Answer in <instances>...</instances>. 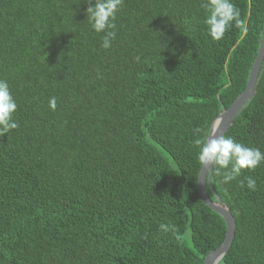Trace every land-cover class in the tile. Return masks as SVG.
Masks as SVG:
<instances>
[{"label":"trees","instance_id":"trees-1","mask_svg":"<svg viewBox=\"0 0 264 264\" xmlns=\"http://www.w3.org/2000/svg\"><path fill=\"white\" fill-rule=\"evenodd\" d=\"M233 3L242 23L214 41L201 0H124L105 50L83 0H0L19 124L0 135V264H204L224 242L194 141L245 90L264 37V0ZM255 91L225 135L264 152V60ZM212 187L236 220L218 264H264V163L230 184L213 171Z\"/></svg>","mask_w":264,"mask_h":264},{"label":"clouds","instance_id":"clouds-1","mask_svg":"<svg viewBox=\"0 0 264 264\" xmlns=\"http://www.w3.org/2000/svg\"><path fill=\"white\" fill-rule=\"evenodd\" d=\"M88 4L86 19L91 29L96 33H102L101 47L105 50L112 47L116 39V18L124 0H83ZM204 9L203 24L207 34L214 41L221 40L225 33L232 27L241 25L240 10L233 0H201ZM137 61L140 57L135 58ZM48 106L51 110L57 109V98L51 97ZM18 108L17 101L10 89L7 79L0 78V135L8 134L19 127L14 119ZM200 133L201 129L195 130ZM199 151L197 160L202 170L210 166L213 171L219 170L225 184H230L241 176L243 170H254L264 163V152L259 148L247 146L228 135H212L205 131L203 138L194 141ZM243 187L245 180L239 181ZM246 186L249 190L256 189V181L246 178ZM159 230L163 233L175 231L173 225L160 223Z\"/></svg>","mask_w":264,"mask_h":264},{"label":"water","instance_id":"water-1","mask_svg":"<svg viewBox=\"0 0 264 264\" xmlns=\"http://www.w3.org/2000/svg\"><path fill=\"white\" fill-rule=\"evenodd\" d=\"M263 60L264 37L253 63L245 90L238 95L228 108H224L214 119L209 131L212 135H225L232 126L240 109L253 98L256 93L255 87ZM212 175L213 170L210 169V166H206L203 170L201 168L198 177V190L204 203L223 217L227 225V232L224 242L206 256L204 264H218L223 259L233 243L236 230V220L221 197L216 194V198L212 200L208 195L206 184L208 181L212 187Z\"/></svg>","mask_w":264,"mask_h":264}]
</instances>
